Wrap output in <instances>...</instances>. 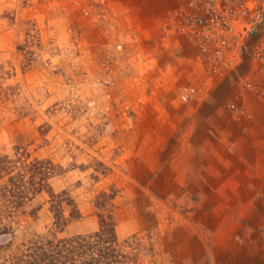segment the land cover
Segmentation results:
<instances>
[{
    "label": "rangeland",
    "instance_id": "1",
    "mask_svg": "<svg viewBox=\"0 0 264 264\" xmlns=\"http://www.w3.org/2000/svg\"><path fill=\"white\" fill-rule=\"evenodd\" d=\"M230 1L0 0V161L17 164L18 153L49 161V186L69 201L58 227L46 194L1 222L0 264H33L32 235L94 234L99 214L113 219L126 264H229L242 226L264 221V185L229 169L222 147L231 125L187 120L197 89L172 79L182 57L156 40L175 47L214 3Z\"/></svg>",
    "mask_w": 264,
    "mask_h": 264
},
{
    "label": "crops",
    "instance_id": "2",
    "mask_svg": "<svg viewBox=\"0 0 264 264\" xmlns=\"http://www.w3.org/2000/svg\"><path fill=\"white\" fill-rule=\"evenodd\" d=\"M159 5L162 6L161 3ZM184 5H187L185 1ZM148 9L153 10L155 7L149 5ZM195 40L196 38L187 34L185 30L184 40L180 39L175 47L170 46V41L166 38L156 40L158 50L171 52L173 58L182 57L180 67H172V79L176 80V74L182 75L179 79L184 81V87L195 85L197 89L198 96L194 101L197 112L185 116L187 120L189 117L191 121L195 118L201 123L213 120L220 124L231 125L232 134L228 137L227 145L222 147V153L228 155L229 169L238 171L239 175H243L241 179L245 180L244 183L235 182L234 184L263 186L264 64L254 56L256 40L248 38L247 44L244 43L235 51L227 53L224 56L225 61L219 64L215 62L217 69L230 70L226 75L223 72L224 76L221 78L214 77L210 70L212 64L207 62L206 57L201 54ZM159 42L162 44L158 46ZM156 69L166 68L157 66ZM246 84L250 86V91H245ZM200 93H202L201 96H199ZM227 95H234L232 98L236 104L234 112L225 108ZM206 108L211 111V114L204 113ZM202 129L205 132L204 125ZM204 132L202 136L209 139L208 132L205 134ZM215 134L217 136V133ZM222 136L218 134V140ZM225 158L222 159L223 163L226 162ZM242 228L245 230V240L230 249L228 263L264 264V221L254 225L248 224Z\"/></svg>",
    "mask_w": 264,
    "mask_h": 264
},
{
    "label": "trees",
    "instance_id": "3",
    "mask_svg": "<svg viewBox=\"0 0 264 264\" xmlns=\"http://www.w3.org/2000/svg\"><path fill=\"white\" fill-rule=\"evenodd\" d=\"M18 158L17 164L10 158L0 161V174L4 179L0 185V208L7 213L0 217V224L5 221L12 223L18 215L24 214V208L35 197L46 194L49 209L54 212L53 225L58 227L69 201L64 198L65 193L54 194L49 186V179L55 173L53 165L46 160L29 161V156L24 157L22 153H18ZM71 208L76 212L73 204ZM69 215L75 217L74 212ZM99 215V230L88 237L54 241L32 235L29 241H25L28 244V259H32L33 264H126L130 257L117 240L113 219L106 221L103 214Z\"/></svg>",
    "mask_w": 264,
    "mask_h": 264
},
{
    "label": "built area",
    "instance_id": "4",
    "mask_svg": "<svg viewBox=\"0 0 264 264\" xmlns=\"http://www.w3.org/2000/svg\"><path fill=\"white\" fill-rule=\"evenodd\" d=\"M187 33L196 38L198 49L215 72H218L215 62L235 51L248 38L256 40L254 56L264 62V0H232L228 5L214 3L191 23ZM188 93L184 88L182 100L188 99Z\"/></svg>",
    "mask_w": 264,
    "mask_h": 264
}]
</instances>
